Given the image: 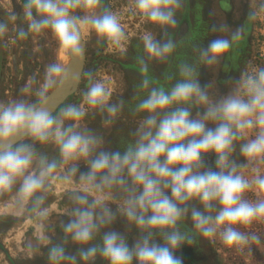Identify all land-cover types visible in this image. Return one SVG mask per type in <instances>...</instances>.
I'll use <instances>...</instances> for the list:
<instances>
[{"label":"clouds","instance_id":"1","mask_svg":"<svg viewBox=\"0 0 264 264\" xmlns=\"http://www.w3.org/2000/svg\"><path fill=\"white\" fill-rule=\"evenodd\" d=\"M188 2L20 0L0 19L6 52L55 45L0 100V218L33 222L19 246L30 259L46 249L47 264H184L177 253L201 241L242 264L264 252V65L222 71L264 22V0H244L235 28L211 22L206 44L181 35ZM125 16L143 26L134 58ZM105 50L134 65L125 93L89 66ZM125 113L132 126L113 147Z\"/></svg>","mask_w":264,"mask_h":264},{"label":"rangeland","instance_id":"2","mask_svg":"<svg viewBox=\"0 0 264 264\" xmlns=\"http://www.w3.org/2000/svg\"><path fill=\"white\" fill-rule=\"evenodd\" d=\"M19 2L20 0H0V19H6V12L11 8L12 3L15 8H18L16 3ZM109 3L115 9H123L126 7L127 0H109ZM243 9L244 0H189L182 21L188 22V33L194 37L198 36L206 44L209 39L218 35V33L208 31L211 22L217 21L235 28L244 21ZM210 11L215 13L214 17L209 15ZM124 19L130 36L128 53L130 57L134 58L140 43L138 35L143 30V26L130 16H125ZM11 26L10 24V28ZM224 34L221 33V35ZM43 45L41 47L40 41L37 40L20 43L7 52L0 49V100L14 97L25 78L34 71L38 74L41 73L44 63L54 57L55 45L50 38H45ZM227 55L228 59L222 70L225 72L235 74L249 62L264 65V22H258L252 26L240 46ZM89 57V66L96 65L99 74L112 82L117 93H125L129 86H134L135 81L131 76L134 65L130 63V60L126 61L119 55L106 50L102 51L99 56H95L90 51ZM224 76L225 74L221 72L217 79L221 80ZM211 78V73L205 72L202 75V80ZM128 95L129 93H126V97ZM78 101L77 95L69 97V102ZM91 126L99 129V120L93 122ZM131 126L132 118L125 113L120 123L107 137L113 147L119 145L120 138L127 134ZM115 227L123 230L121 223H117ZM46 251H44L45 255H39L23 264H47ZM177 254L183 256L184 264H242V261L226 252L214 249L204 241L194 246L185 245ZM253 260L254 264H264V252L253 249ZM98 264H103V261H99Z\"/></svg>","mask_w":264,"mask_h":264},{"label":"crops","instance_id":"3","mask_svg":"<svg viewBox=\"0 0 264 264\" xmlns=\"http://www.w3.org/2000/svg\"><path fill=\"white\" fill-rule=\"evenodd\" d=\"M54 207L58 210V200L54 201ZM33 228L31 220L18 221L10 216L0 218V264H23L31 260L19 246L25 237H31ZM44 251L46 249H42Z\"/></svg>","mask_w":264,"mask_h":264},{"label":"flooded vegetation","instance_id":"4","mask_svg":"<svg viewBox=\"0 0 264 264\" xmlns=\"http://www.w3.org/2000/svg\"><path fill=\"white\" fill-rule=\"evenodd\" d=\"M183 25H182V27H181V35H184V34H186L187 32V24H188V22L187 21H182L181 22Z\"/></svg>","mask_w":264,"mask_h":264}]
</instances>
